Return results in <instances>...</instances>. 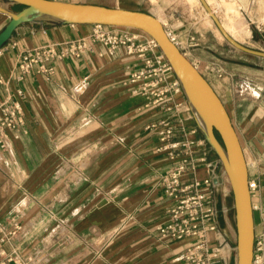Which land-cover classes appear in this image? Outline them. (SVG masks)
I'll list each match as a JSON object with an SVG mask.
<instances>
[{
  "label": "crops",
  "instance_id": "1",
  "mask_svg": "<svg viewBox=\"0 0 264 264\" xmlns=\"http://www.w3.org/2000/svg\"><path fill=\"white\" fill-rule=\"evenodd\" d=\"M50 1L148 13L176 37L231 118L250 180L259 183L252 204L256 236L264 234V63L255 67L249 59L264 58L224 39L213 19L203 16L200 0ZM215 14L223 24L225 12ZM9 23L0 13V33ZM93 32V25L27 23L0 53V104L18 99L21 89L25 113L20 140L0 151V263L186 264L177 259L198 239H171L160 232L174 207L162 179L181 158L159 153L158 131L148 129L165 115L157 107L146 108L147 100L134 93L138 85L130 77L143 63L125 47L111 54L103 43L90 42L79 58L47 63L53 73L37 66L20 80L16 67L23 52L68 45ZM227 32L240 44L264 51L260 28L245 40ZM175 78L171 74L170 80ZM184 96L178 102L184 104L185 124L175 123L174 141L198 143L199 165L191 179L204 180L211 174L208 163L219 159ZM220 198L218 217L206 225L219 230L209 231L208 240L212 247L228 242L224 255L229 264H238L236 209L227 183Z\"/></svg>",
  "mask_w": 264,
  "mask_h": 264
},
{
  "label": "built area",
  "instance_id": "2",
  "mask_svg": "<svg viewBox=\"0 0 264 264\" xmlns=\"http://www.w3.org/2000/svg\"><path fill=\"white\" fill-rule=\"evenodd\" d=\"M168 35L177 44L176 37L169 32ZM90 42L103 43L111 54H115L119 47H125L128 55L138 58L143 67L131 74V83L138 85L134 93L147 100L146 108L157 107L165 115L162 122L152 124L148 129L158 131L163 143L157 150L159 153L181 159L162 179L165 194L174 202V207L169 212V222L160 232L171 239H198L177 260L185 261L186 264H229L224 255L228 242L220 241L216 247H212L208 240V232L218 231L219 227L206 226L220 213V194L229 179L224 168L219 166V161L208 163L211 174L207 179H191L199 165L196 158V148L199 145L187 139L174 141L177 135L175 123L180 126L185 124V119L181 117L184 104L178 102V97L184 96V92L177 77L174 81L170 80L171 74H174L173 68L155 40L142 31L130 28L94 26L93 34L86 39L75 40L68 45H50L23 52L16 67L22 73L20 80L28 77L37 66L53 73L52 68L46 67L47 63L68 56L79 58L89 49ZM58 47H64L61 53L58 52ZM17 96L18 99L10 98L0 104V151L15 146L25 125L22 105L24 91L18 90ZM249 187L252 193L259 188V183L250 180ZM0 253L3 255L1 250ZM0 264H11V260L7 259ZM254 264H264V234L256 236Z\"/></svg>",
  "mask_w": 264,
  "mask_h": 264
},
{
  "label": "water",
  "instance_id": "3",
  "mask_svg": "<svg viewBox=\"0 0 264 264\" xmlns=\"http://www.w3.org/2000/svg\"><path fill=\"white\" fill-rule=\"evenodd\" d=\"M200 1L229 43L247 54L264 58V52L237 42L224 28L208 2ZM15 7L22 9L14 11ZM0 13L10 19V23L0 33V52L21 25L38 21L130 28L142 31L155 40L171 64L202 134L218 156L219 166L224 168L230 181L236 209L238 264H254V209L248 164L239 136L214 88L171 40L159 19L139 11L50 0H0Z\"/></svg>",
  "mask_w": 264,
  "mask_h": 264
},
{
  "label": "bare ground",
  "instance_id": "4",
  "mask_svg": "<svg viewBox=\"0 0 264 264\" xmlns=\"http://www.w3.org/2000/svg\"><path fill=\"white\" fill-rule=\"evenodd\" d=\"M209 4L212 5L214 13L219 12L220 10H223L225 12V20L223 23L224 28L229 31L235 38L245 40L248 37H251V30L243 20L240 12V6L243 5L247 8L249 0H230V2L226 0H209ZM258 5V8H262L264 11V0H259ZM203 9L205 10V8ZM206 16L209 17L210 15L207 13ZM260 19L264 21V12Z\"/></svg>",
  "mask_w": 264,
  "mask_h": 264
},
{
  "label": "rangeland",
  "instance_id": "5",
  "mask_svg": "<svg viewBox=\"0 0 264 264\" xmlns=\"http://www.w3.org/2000/svg\"><path fill=\"white\" fill-rule=\"evenodd\" d=\"M258 4H259V0H249V4H248L247 8L244 7L243 5L240 6L241 16H242L243 20L245 21V23L248 25V27H249V29L251 30L252 33L254 32L256 27H258L262 31H264V21H262L260 19L262 17V15H263L264 11H263L262 8L261 9L258 8V6H259ZM199 5H200V11H202L203 16H205L206 18L209 19L210 16L209 17L206 16L207 15V11L203 9L201 4H199ZM241 8H243V9L241 10ZM17 9L20 10V9H22V7H17ZM221 12H222V10L219 11V13H221ZM218 33H219L220 38H222V35L220 34V32H218ZM248 47L251 48L250 46H248ZM254 50H256V49H254ZM258 51H261V50H258ZM261 52H264V51H261ZM249 59H251V61L256 63V65L254 64L255 67H257V66L261 67L260 64L264 63V60H259L257 58H249ZM262 67H264V65H262ZM243 92H245V89L243 90ZM227 185L230 188V197H231L233 203L235 204L234 195H233V191H232V187H231L230 181L227 182ZM235 255L237 256V247H236V250H235ZM236 259L238 260V256H237Z\"/></svg>",
  "mask_w": 264,
  "mask_h": 264
},
{
  "label": "trees",
  "instance_id": "6",
  "mask_svg": "<svg viewBox=\"0 0 264 264\" xmlns=\"http://www.w3.org/2000/svg\"><path fill=\"white\" fill-rule=\"evenodd\" d=\"M14 9V11H19V9H17V7H15V8H13ZM21 10V9H20Z\"/></svg>",
  "mask_w": 264,
  "mask_h": 264
}]
</instances>
